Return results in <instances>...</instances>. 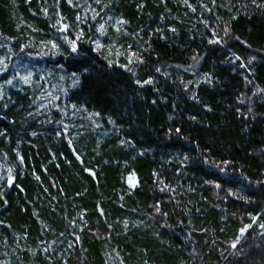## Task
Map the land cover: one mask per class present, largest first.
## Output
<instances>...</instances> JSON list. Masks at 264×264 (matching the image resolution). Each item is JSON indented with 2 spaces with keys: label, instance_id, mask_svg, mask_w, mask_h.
<instances>
[{
  "label": "trees",
  "instance_id": "trees-1",
  "mask_svg": "<svg viewBox=\"0 0 264 264\" xmlns=\"http://www.w3.org/2000/svg\"><path fill=\"white\" fill-rule=\"evenodd\" d=\"M0 264H264V0H0Z\"/></svg>",
  "mask_w": 264,
  "mask_h": 264
},
{
  "label": "snow or ice",
  "instance_id": "snow-or-ice-1",
  "mask_svg": "<svg viewBox=\"0 0 264 264\" xmlns=\"http://www.w3.org/2000/svg\"><path fill=\"white\" fill-rule=\"evenodd\" d=\"M173 31H175V29H173ZM225 32H227V29H225ZM210 43H219V41H218V40H212V41H210ZM53 46L55 47V45H53ZM72 50H73V51H76V47H75L74 44H73ZM133 55H135V53H133ZM193 59L195 60L196 57L194 56ZM139 62H140V63H143L142 60L139 61ZM121 66L123 67V65H121ZM157 71H159V69H157ZM9 83H10V81H9ZM137 83L140 84V85L143 87L144 84H152V80L149 79V80H147V81H143V82H141V81L138 80ZM194 99H195V97H194ZM155 102H156L155 100L152 101V103H155ZM209 110H211V109H209ZM96 115H99V113H96ZM110 122L114 123V121H110ZM176 132H180V129H179V128H176ZM237 243H238V242H237ZM236 246H237L236 244H233V245H232L233 248H236Z\"/></svg>",
  "mask_w": 264,
  "mask_h": 264
}]
</instances>
